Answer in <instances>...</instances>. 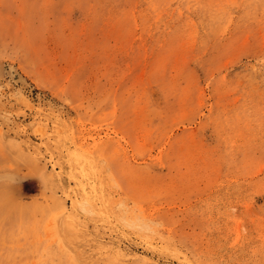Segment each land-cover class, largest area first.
<instances>
[{
    "label": "rangeland",
    "instance_id": "obj_1",
    "mask_svg": "<svg viewBox=\"0 0 264 264\" xmlns=\"http://www.w3.org/2000/svg\"><path fill=\"white\" fill-rule=\"evenodd\" d=\"M0 245L264 264V0H0Z\"/></svg>",
    "mask_w": 264,
    "mask_h": 264
},
{
    "label": "bare ground",
    "instance_id": "obj_2",
    "mask_svg": "<svg viewBox=\"0 0 264 264\" xmlns=\"http://www.w3.org/2000/svg\"><path fill=\"white\" fill-rule=\"evenodd\" d=\"M125 4V3H124ZM194 5V4H193ZM117 12V11H116ZM170 12V11H169ZM118 13V12H117ZM120 13V12H119ZM173 17V16H172ZM199 18V17H198ZM100 19V18H99ZM204 19V18H203ZM121 21V20H120ZM129 21H131V20H129ZM180 22V21H179ZM127 27V26H126ZM180 27V26H179ZM177 29H178V27H177ZM176 32V31H175ZM124 33V32H123ZM127 35V34H126ZM156 35V34H155ZM154 119V118H153ZM153 199H154V197H153ZM83 201V200H82ZM85 205H86V202L85 203H83V205H82V209L84 210V211H87V209H86V207H85ZM101 210V209H100ZM106 216V215H105ZM145 224H141V223H135V227H138L139 229H142L143 228V226H144ZM115 229V228H114ZM123 232V231H122ZM24 233V232H23ZM21 234V233H20ZM19 234V235H20ZM11 235V234H10ZM18 235V236H19ZM3 236H5V235H3ZM13 236V235H12ZM131 238V237H130ZM13 239V238H12ZM28 241V240H27ZM8 244V243H7ZM1 246V245H0ZM15 249V248H14ZM35 249V248H34ZM41 252V251H40ZM29 257V256H28ZM29 262V261H28Z\"/></svg>",
    "mask_w": 264,
    "mask_h": 264
}]
</instances>
